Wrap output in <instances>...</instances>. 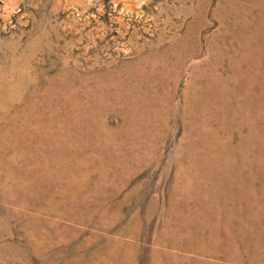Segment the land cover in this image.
<instances>
[{
    "label": "rangeland",
    "instance_id": "rangeland-1",
    "mask_svg": "<svg viewBox=\"0 0 264 264\" xmlns=\"http://www.w3.org/2000/svg\"><path fill=\"white\" fill-rule=\"evenodd\" d=\"M192 140L241 261L159 242ZM263 182L264 0H0V264H264Z\"/></svg>",
    "mask_w": 264,
    "mask_h": 264
},
{
    "label": "bare ground",
    "instance_id": "bare-ground-1",
    "mask_svg": "<svg viewBox=\"0 0 264 264\" xmlns=\"http://www.w3.org/2000/svg\"><path fill=\"white\" fill-rule=\"evenodd\" d=\"M172 54H174V53H172ZM165 58H166V56H165ZM183 58H184V56H183ZM150 62H151V60H150ZM172 65H174V64H172ZM162 66L163 65L161 64V67ZM144 69H146V68H144ZM155 69H156V67H155ZM160 69H162V68H160ZM170 71H168V72H170ZM144 74H145V72H144ZM133 78H135V77H133ZM131 80H133V79H131ZM135 84H136V82H135ZM146 85H147V83H146ZM151 86H149V87H151ZM160 86H162V85H160ZM188 93H186V94H188ZM134 99H136V98H134ZM153 99H155V98H152V100ZM152 100H151V102H152ZM201 101H203V100H201ZM128 104H129V102H128ZM152 104H153V102H152ZM189 104H190V102H189ZM133 107H135V106H133ZM187 107H188V105H187ZM237 107H239V106H237ZM77 130H80V129H77ZM77 130H76V133H78ZM109 131L110 130L103 129V131L97 132V133H98L99 136H101V135L111 136ZM255 132H256L257 135L260 134L257 131H255ZM66 135H67V133H66ZM250 135L252 136V130L250 132ZM69 142H70V139H69ZM194 146H195V142L192 140L190 142L188 141V144L184 148L185 158L187 157L189 160L187 159V163L185 164V158L183 157L181 159L183 161L179 162V164H181V165L183 164V165H182V167H179V170H178V172L176 174V179H181L182 178L184 181H183V183H180V186H177L175 188V191H176V189H179L178 193L182 195V198H190V199L194 200L195 202H201L202 206L200 208H198L199 205H197V204L194 205V207L184 206L183 207V209L185 210V216H184L182 214L183 209L182 208H177V206L174 205L173 202H172L171 207H170L171 209L167 212V214H166L167 217L164 219V222H163V230H162L161 235L159 237V242H161V243H169V244L172 243L171 244L172 246L182 247V248L189 249V250H191L193 252L195 251V252H198V253H201V254H208L210 256H213L212 258H215L214 256L221 255V258H223V259H225L227 261H232V262L241 261L242 258H243L242 257L243 256L242 253L244 251L241 250L240 251L241 253L239 254V250L241 248L240 246H247L248 244H252L254 249H257V250L260 249L259 245L257 244V242L255 240V236L254 235L251 236V234H249V233H251L249 231L252 230V224L251 223L248 224V222L241 221V224H238L237 227H235V225L233 224V221L235 220L236 217L234 216L233 212H230V211H232L233 208L231 210H228L229 213L227 214L226 218H223V216L221 214L223 212L222 210L225 209L227 207V205L229 204V202H231V200H233V199L234 200L235 199L236 200H241V199H243L245 197H248V199H252L250 187L249 188H245V187L242 186V184L237 179V177H238V176H236L237 174H232L233 173L232 172L233 169L232 170L230 169V170L226 171L227 173L225 174V178H223V179L218 176V169L217 170L206 171L204 176L201 175L202 171H203L202 170L203 168L200 166L201 163L198 161V158H197V160L193 159L194 156L192 158V154L195 152ZM208 153H210V154H208V157L206 159H207V161L209 160L208 163H211V164L224 163L225 160H227L229 155H230V153H226V152H222V151H213V150H209ZM56 157H57V155L56 156H50V158L53 160V162L56 160ZM87 160L88 159L84 157V158H82V162L80 161L79 163L85 164ZM177 161H179V160H177ZM54 164H57V163L54 162ZM236 172H238V171H236ZM68 189H72V187L68 186ZM33 190H35V189H33ZM63 192L66 193L68 191H63ZM70 193H71V195L74 194V192H70ZM87 209H88V207H87ZM175 210H182V211L178 212V213H173V211H175ZM188 211H189V213H188ZM199 211L201 212L200 215H199ZM260 213H264V211L260 212ZM175 214H178V216L177 217L174 216ZM238 219L239 218H237L236 220H238ZM240 225L245 226V230H241L239 228ZM232 227L236 228V232H233ZM233 234L236 236L237 239H235ZM245 234L248 235V239H244L243 235H245ZM151 264H161V263L157 260V258H154L153 261L151 262Z\"/></svg>",
    "mask_w": 264,
    "mask_h": 264
}]
</instances>
